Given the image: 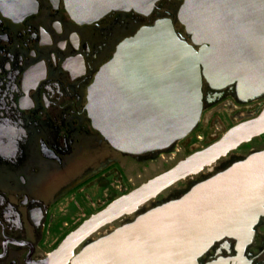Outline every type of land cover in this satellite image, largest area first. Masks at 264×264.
<instances>
[{"label":"water","instance_id":"95a60500","mask_svg":"<svg viewBox=\"0 0 264 264\" xmlns=\"http://www.w3.org/2000/svg\"><path fill=\"white\" fill-rule=\"evenodd\" d=\"M157 1L66 0L65 8L75 22L91 23L110 11L146 16ZM179 1L176 18L189 42L179 37L171 19L159 18L122 40L87 90L85 109L92 127L122 153L167 150L185 138L202 113L203 81L214 89L234 83L242 100L264 94V0ZM4 6L10 13L26 8ZM262 134L264 106L209 146L90 215L31 264H199L198 258L224 237L235 239L241 250L264 214V150L81 245Z\"/></svg>","mask_w":264,"mask_h":264},{"label":"flooded vegetation","instance_id":"af4514ba","mask_svg":"<svg viewBox=\"0 0 264 264\" xmlns=\"http://www.w3.org/2000/svg\"><path fill=\"white\" fill-rule=\"evenodd\" d=\"M4 4L26 8L10 13ZM65 4L66 0H0V264H31L45 258L90 215L139 186L128 185L127 160L142 165L143 160L170 153L175 160L170 168L232 126L255 117L264 106V94L242 100L234 83L214 89L203 81L202 113L185 138L167 150L140 155L113 149L91 125L85 109L87 90L116 46L140 27L159 18L171 19L174 27L179 24L181 1L159 0L146 16L110 11L91 23L72 20ZM175 30L189 42L188 35ZM262 150L264 134L175 183L136 213L101 228L106 231H98L81 246ZM219 259L224 264H264V214L241 250L235 239L224 237L198 263Z\"/></svg>","mask_w":264,"mask_h":264},{"label":"rangeland","instance_id":"374dc122","mask_svg":"<svg viewBox=\"0 0 264 264\" xmlns=\"http://www.w3.org/2000/svg\"><path fill=\"white\" fill-rule=\"evenodd\" d=\"M177 31L182 35L186 36L183 28L179 25H175ZM134 26L132 29H135ZM173 156L169 153H162L160 157H156L154 159H146L142 161V165L131 162L127 160V164L125 166V174L128 181L129 187H134L144 181L146 179L152 177L153 175L159 174L167 169L175 160H172ZM140 165V166H139ZM108 230V229H107ZM106 229H103L98 232L99 234H103ZM97 235L91 236L95 238Z\"/></svg>","mask_w":264,"mask_h":264}]
</instances>
